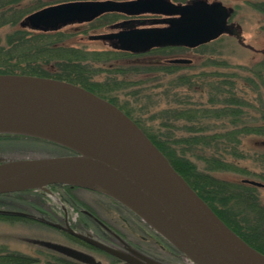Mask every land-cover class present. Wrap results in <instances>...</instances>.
I'll return each instance as SVG.
<instances>
[{"label": "water", "instance_id": "95a60500", "mask_svg": "<svg viewBox=\"0 0 264 264\" xmlns=\"http://www.w3.org/2000/svg\"><path fill=\"white\" fill-rule=\"evenodd\" d=\"M234 11L219 0H75L36 10L20 27L51 32L107 13L152 14L160 18L123 21L112 26L118 31L88 38L143 54L154 48H197L227 34L254 49L245 42L241 26L230 21ZM168 62L188 65L192 60ZM0 134L35 137L73 151L0 161V194L41 189L52 195L50 186L58 184L91 188L130 208L195 264H264V254L216 214L133 119L80 85L0 73ZM242 181L264 187L257 180ZM68 231L129 264H160L130 257L72 228Z\"/></svg>", "mask_w": 264, "mask_h": 264}, {"label": "trees", "instance_id": "16d2710c", "mask_svg": "<svg viewBox=\"0 0 264 264\" xmlns=\"http://www.w3.org/2000/svg\"><path fill=\"white\" fill-rule=\"evenodd\" d=\"M68 1L74 0L56 3L32 0L26 6H22L26 0H0V28L15 25L26 15L43 7ZM250 1L255 10L264 14V0ZM111 15L119 16L115 13ZM65 36L62 30L14 31L5 42L0 41V73L65 80L120 107L216 214L248 244L264 254V206L260 202L258 188L243 182L230 183L216 176V173L231 172L264 180V153L255 154L256 157L252 158L242 150L246 137H264V56L249 66L224 61L221 68L216 65L215 70L197 75L181 73L180 65H157L151 70L164 75L159 79L162 90L159 95L165 99L166 107L146 122L118 103V91L127 88L126 83L116 79H94L96 74L104 72L103 69H96V63L103 59L102 54L73 46ZM164 49L167 48L152 51ZM121 71L115 70L116 73ZM165 76L167 81H162ZM10 138L40 140L0 134V140ZM54 145L71 152L66 147ZM248 159L259 162L261 171L253 172L248 166L238 163ZM51 188L61 200L76 209L92 210L73 192L78 189L77 186L54 185ZM0 196L16 204L14 210L23 211L27 207L41 210V204L52 205L47 193L40 189ZM51 207L56 209L55 205ZM12 217L0 214V219ZM32 263L26 257L3 255L0 258V264Z\"/></svg>", "mask_w": 264, "mask_h": 264}, {"label": "rangeland", "instance_id": "374dc122", "mask_svg": "<svg viewBox=\"0 0 264 264\" xmlns=\"http://www.w3.org/2000/svg\"><path fill=\"white\" fill-rule=\"evenodd\" d=\"M32 0H26L22 6L28 5ZM47 3H56L60 0H42ZM215 1V0H209ZM226 6L233 7L235 12L231 17L232 22L239 24L242 28L244 40L254 49L241 45L238 39L231 35H222L220 38L197 48H167L159 51H151L144 54H132L118 51L112 48L107 42L102 40H89L91 34H101L112 31V26L122 22L125 17H113L106 14L93 22L74 24L62 29L65 33L66 41L76 47L85 48L91 52L101 53L103 59L96 63V69H103L100 75L96 74L94 79L99 80H117L127 84V88L118 91V103L126 106L135 116L140 117L142 121H148L149 118L160 113L166 107L165 99L159 95L162 90L159 87L160 77L164 75L156 72L157 65L167 64L171 58H189L192 60L190 65H180L181 73L195 74L200 72L212 71L222 67L226 61L232 65L249 66L260 61L264 56V14L255 10L250 4V0H219ZM22 20V19H21ZM20 20V21H21ZM20 21L15 25H5L0 28V41L5 42L7 36L12 34L20 27ZM28 30V29H26ZM31 31V30H30ZM217 65V66H216ZM187 67L189 69H187ZM123 70L115 72V70ZM167 81L166 76L162 81ZM162 83V82H161ZM243 152L249 154L252 158L255 154L264 153V137L248 136L243 140ZM72 152V151H71ZM70 151L36 139H16L10 138L0 140V161H11L22 158L49 157L67 155ZM242 166H248L253 172H260L261 164L254 160H245L238 162ZM216 176L229 181L230 183H241L243 179L257 180L264 183L263 179L252 175H241L231 172L216 173ZM258 188L260 202L264 206V187ZM77 196L87 203L92 211L109 224H113L122 230L127 240L138 243L144 248L155 250L157 261L165 260L163 264H192L191 261L182 256V260H176L166 255L160 248V243L150 239V232L156 230L146 223L143 219L135 220L132 216L122 211L114 204L110 196L106 193L90 189L87 187H78L73 191ZM57 196V194L55 195ZM51 200V206L56 207L55 211H68L70 221L77 219L78 211L70 203L55 199L48 195ZM16 204L11 203L3 196H0V210H14ZM43 210H54L50 205L41 204ZM65 207V208H64ZM129 210V209H128ZM31 215L35 221L24 220L20 217L11 219H0V258L3 255L26 257L29 256L32 261L36 260L42 252L50 250L44 243L56 240L57 242H66L68 239H61L53 234L44 224L38 223L36 219L44 218L38 209L27 207L23 210ZM142 222V225H140ZM146 224V225H145ZM145 227V228H144ZM147 229V230H146ZM151 231V232H152ZM52 232V233H50ZM152 240V241H151ZM53 241V242H56ZM168 242V241H167ZM53 246V245H50ZM178 251V250H177ZM181 253V252H180ZM182 254V253H181ZM101 256H104L100 254Z\"/></svg>", "mask_w": 264, "mask_h": 264}, {"label": "flooded vegetation", "instance_id": "af4514ba", "mask_svg": "<svg viewBox=\"0 0 264 264\" xmlns=\"http://www.w3.org/2000/svg\"><path fill=\"white\" fill-rule=\"evenodd\" d=\"M119 16L125 17L123 21L135 19L151 20L158 17L151 14H145L136 17L126 16L123 14H119ZM112 201L116 206L120 207L123 212L129 214L130 217L132 216L140 223L141 219L136 214H134L115 200ZM38 211L40 214H42V216H44V218L38 217L36 221L38 223L44 224L45 226H48L50 229L56 230L53 231V234L57 235L60 239L64 237L68 239V241L63 243L57 242L56 240H53L56 242H44L53 245L47 246L50 249L48 252L51 255L44 251L40 255L46 257L38 256L36 260L34 259L32 264H129L123 259H120L119 257L109 253L108 251L97 247L87 242L83 238L77 236L76 234L68 231V228H72L77 234L95 239L110 248L118 250L130 257L141 260L143 262L145 261L142 259V257L149 258L152 261L158 262L160 264H163L162 262L165 261L162 259L157 261L158 257L157 254L154 253L155 250H149L142 247L136 242L127 240V237L122 233V230H120L119 227L113 224H109L107 221L99 217V215L97 216L92 210L77 209V219L74 221H70V214L66 210L57 212L55 210L45 211L41 209ZM2 214L7 216L20 217L27 221H35V219H33V217L26 212H23L24 215L5 213ZM140 225H142V222ZM151 231L149 230L150 239L155 242H157L158 240L161 250H163L166 255L179 261L183 259V254L177 251L172 245H170L162 237L157 235L154 231ZM100 254L104 256H101ZM27 258L30 259L29 256H27Z\"/></svg>", "mask_w": 264, "mask_h": 264}, {"label": "bare ground", "instance_id": "6f19581e", "mask_svg": "<svg viewBox=\"0 0 264 264\" xmlns=\"http://www.w3.org/2000/svg\"><path fill=\"white\" fill-rule=\"evenodd\" d=\"M84 183H86V184H91V183H89V182H85V181H84ZM93 186L98 187L97 185H93Z\"/></svg>", "mask_w": 264, "mask_h": 264}]
</instances>
